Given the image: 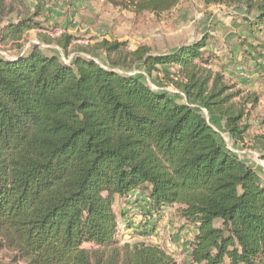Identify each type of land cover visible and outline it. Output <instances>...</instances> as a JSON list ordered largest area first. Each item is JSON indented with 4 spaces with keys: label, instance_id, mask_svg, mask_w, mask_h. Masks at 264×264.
<instances>
[{
    "label": "trees",
    "instance_id": "trees-1",
    "mask_svg": "<svg viewBox=\"0 0 264 264\" xmlns=\"http://www.w3.org/2000/svg\"><path fill=\"white\" fill-rule=\"evenodd\" d=\"M36 1L31 7L0 0V45L14 54L0 57V258L178 264L157 245H120L117 220L125 222L128 212L118 215L113 206L132 207L138 194L140 236L166 213L187 232L180 264H264V182L216 130L244 145L261 90L228 78L225 65L203 52L207 37L161 55L101 40L80 47L68 64L41 46L24 50L27 34L44 30L47 18L46 2ZM104 1L134 17L159 19L182 0ZM195 1L207 7L242 0ZM244 4L253 15L242 18L248 38L240 44L250 49L244 54L262 81L264 0ZM38 40L64 52L73 42L65 33ZM97 51L106 64L95 60ZM137 67L148 76L163 67L175 71L149 83L129 72ZM168 86L180 98L161 89Z\"/></svg>",
    "mask_w": 264,
    "mask_h": 264
},
{
    "label": "rangeland",
    "instance_id": "rangeland-1",
    "mask_svg": "<svg viewBox=\"0 0 264 264\" xmlns=\"http://www.w3.org/2000/svg\"><path fill=\"white\" fill-rule=\"evenodd\" d=\"M24 1L31 7L37 2L36 0ZM245 1L242 0L232 6L211 5L206 7L195 0H182L175 9L156 19L150 14L134 17L132 13L113 7L104 0H43L46 2L43 7V16L47 18L42 25L44 28L42 34L53 41L65 33L73 38V42L64 52L55 44L46 45L41 41L38 42L33 33L24 50L31 46H41L45 53L58 55L62 60L69 62L80 53V47L92 46L101 40L124 43L125 49L129 51L146 46L151 54L161 55L207 37L208 41L203 52L216 56L221 64L225 65L228 78L239 85L247 84L250 87L255 85L254 88L260 84L257 89L263 86L262 92L264 93V76L262 81L257 78L253 64L244 54V52L250 53V49L247 47L244 49L240 44L241 38H248L244 31L245 25H243L242 18L253 15L245 7ZM67 18L71 20L69 24H67ZM7 47V45H0V57L11 58L14 55L8 51ZM93 57L99 64H106L103 52L97 51ZM169 68H160L159 72L151 76L138 67L129 72L142 75L150 83L153 79H161L164 75H170ZM161 89L171 93L176 99L180 98L179 93L170 86ZM249 126L250 137L245 138L244 145L236 146L232 145L229 138L221 132L220 126H217L216 130L221 134L223 144L228 147V150L253 168L264 182V160L261 157L264 142L253 138L264 136V95L260 100V106L249 117ZM134 201L136 202L132 207L123 206L120 202H116L113 206L118 215L120 210L128 212L125 222L130 224V227L125 225L120 218L117 220L120 245L125 242L130 244L146 242L157 245L165 248L180 264L187 237L184 232H180V224L174 215L166 213L156 223L154 231L144 237L140 236L145 223L137 213L138 209L143 206V199H140L137 194ZM6 263L7 259L0 258V264Z\"/></svg>",
    "mask_w": 264,
    "mask_h": 264
},
{
    "label": "crops",
    "instance_id": "crops-1",
    "mask_svg": "<svg viewBox=\"0 0 264 264\" xmlns=\"http://www.w3.org/2000/svg\"><path fill=\"white\" fill-rule=\"evenodd\" d=\"M67 20H68V22H67V24H69V22H71V20H70V18L68 19L67 18ZM42 21V20H41ZM35 34L36 35V38H37V41L39 42V40H38V36H39V34H42V33H44V30H36V31H30L28 34H27V37H26V41H27V45L29 44V38H30V36H31V34ZM110 41V40H109ZM70 48V47H69ZM170 69V73L171 74H173L174 73V71H175V69L173 68V67H170L169 68ZM170 74V75H171ZM247 86H249V85H247ZM255 86V85H254ZM254 86L253 87H250L249 86V88H251V89H254V90H256L258 87H255L254 88ZM262 87L263 86H261V88H260V90H261V92H262ZM263 93V92H262ZM264 94V93H263ZM259 106H260V104H259ZM264 131V130H263ZM257 133V132H256ZM247 136H249L250 137V134H248ZM253 137V136H252ZM244 162V161H243ZM247 164V163H246ZM166 215V214H165ZM161 220V219H160ZM215 226H220V222H217V224L215 225ZM185 234H187V232L185 233ZM188 235H189V233H188ZM187 237V236H186ZM187 238H189V237H187ZM225 264H228L227 262L225 263Z\"/></svg>",
    "mask_w": 264,
    "mask_h": 264
},
{
    "label": "built area",
    "instance_id": "built-area-1",
    "mask_svg": "<svg viewBox=\"0 0 264 264\" xmlns=\"http://www.w3.org/2000/svg\"><path fill=\"white\" fill-rule=\"evenodd\" d=\"M63 62L65 63V64H68V62H66V61H64L63 60ZM151 87H153V86H151ZM154 88V87H153ZM227 149H228V147H226ZM117 224H118V221H117Z\"/></svg>",
    "mask_w": 264,
    "mask_h": 264
}]
</instances>
